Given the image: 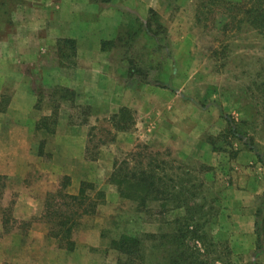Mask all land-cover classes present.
<instances>
[{"label":"rangeland","instance_id":"1","mask_svg":"<svg viewBox=\"0 0 264 264\" xmlns=\"http://www.w3.org/2000/svg\"><path fill=\"white\" fill-rule=\"evenodd\" d=\"M109 2L111 0H105V3ZM240 3L241 0H224L230 15ZM24 4L23 0H0V42L6 34V28L2 26L5 23L11 25L17 9ZM119 5L135 10L142 6L148 8L149 17L145 21L154 29L155 35L139 33L118 47L119 68L128 69L133 64L141 73L129 76L127 81V86L136 88L139 96L135 108L127 106L134 113L135 121L129 131L113 128L111 117L119 108L109 106L107 100H96V104L78 103L75 89V97L69 94L61 98L59 87H69L44 83L33 76L31 86L39 95V107L50 113V117L45 115L40 119L34 145L37 151L43 149L44 137L49 130H54L59 117L69 114L73 120H89L92 110L96 111L87 142L89 151L86 148L85 167L93 174L87 182L104 191L106 201L91 222L85 221L86 218L82 221L75 234L73 251L58 247L55 240L46 241L42 247H33V242L28 240L30 257L42 254L44 264H116L120 255L110 242L121 233L158 234L164 227V220L183 214L182 210L162 215L138 213L134 203L119 197L117 186L109 179L115 160H125L123 164L133 166L135 162L144 163L151 158L159 165L160 174L171 173L173 167L179 173L180 167L197 168L196 173L204 180L207 193L217 197L220 210L216 219H211L204 229L207 241L213 239L214 242L207 249L210 256L218 251L228 264H264V249L257 248L256 236L253 247L245 235L234 240L229 221L231 212L227 206L235 202L234 196L227 193L230 185L251 193L255 207L264 191V164L254 151L231 136L227 123L228 117L238 122L255 121L253 127L247 126V130L251 132L256 128V140L264 154L263 33L248 28L241 16L223 26L221 21L228 20L225 18L228 13L222 11L206 14L204 11L201 14L205 15H200L198 21L197 0H125ZM150 9H153L152 13ZM130 18L126 14L124 24H129ZM67 45L66 51L63 49V63H70L75 69L77 54L75 48ZM26 74L34 75L35 72L27 68ZM42 75L49 80V70L43 71ZM7 102V97H1L0 107ZM241 151H247L252 158L241 162L238 157ZM49 159L50 155L44 153L43 160ZM6 177V185L0 189V238L12 232L26 235L30 229L28 221L15 215L16 197L23 180ZM79 187L71 191L77 192ZM155 204L154 207L159 206V203ZM42 210L43 207L34 210L33 222L41 221ZM99 224L103 226L104 243L94 247L89 243L95 241ZM198 245L203 249L200 242ZM48 248L65 250L68 256L53 258L45 254ZM9 254L11 251L7 253L5 245H0V264H14L8 261L7 257H12Z\"/></svg>","mask_w":264,"mask_h":264},{"label":"crops","instance_id":"2","mask_svg":"<svg viewBox=\"0 0 264 264\" xmlns=\"http://www.w3.org/2000/svg\"><path fill=\"white\" fill-rule=\"evenodd\" d=\"M23 1L25 4L14 14V22L2 26L6 28V34L0 42V99L5 96L8 102L0 107V175L23 180L16 197L15 215L27 220L30 229L26 235L15 232L5 235L0 238V245H5L7 253L11 251L12 257L7 259L14 264H44L42 254L30 257L28 240L33 242V247H42L46 241L55 239L49 235L48 224L33 222L32 214L44 206L48 192L58 189L61 176H69L70 192L81 182L93 178L85 167V155L96 111L92 110L89 120H73L69 114L59 117L54 131L45 135L43 149L37 151L34 145L40 119L45 115L50 117V113L39 107V95L31 86L33 76L44 83H59L75 89L78 103L96 104V100L105 99L109 106L117 109L135 108L138 91L127 86L129 70L119 68L120 49L114 45L105 47L103 42L117 38L127 12L131 11L145 21L149 10L144 6L137 10L133 6H120L125 0L109 3L105 0ZM66 39L74 41L78 61L75 69L70 63H63L64 52L61 56L60 46L66 51L67 44L63 42ZM27 68L33 69L35 74H26ZM48 70L49 80H46L42 73ZM44 153L50 155L48 161L43 160ZM238 157L241 162L252 158L247 151H241ZM227 191L235 200L231 206L227 204L234 240L245 235L253 247L255 201L251 193L237 186L230 185ZM99 207L96 213L100 211ZM95 214L86 217L85 221L91 222ZM96 230L95 241L89 243L94 247L104 243L103 226L99 224ZM45 254L53 258L68 256L67 251L56 248H48Z\"/></svg>","mask_w":264,"mask_h":264},{"label":"trees","instance_id":"3","mask_svg":"<svg viewBox=\"0 0 264 264\" xmlns=\"http://www.w3.org/2000/svg\"><path fill=\"white\" fill-rule=\"evenodd\" d=\"M241 2L230 15V10L225 8L224 0H197V20L200 21V15L222 11L229 15L225 16L227 21L220 20L223 26L241 16V20L248 28L260 30L264 35V0ZM204 11L205 14H201ZM150 12L152 13L153 9H150ZM127 14L131 17L130 23L121 26L115 40L103 42L105 47L114 45L120 48L132 37L143 32L155 37L154 29L147 21L141 20L133 12ZM63 42L70 44L74 49L73 40L66 39ZM60 50L62 56V46ZM128 70L130 76L141 74L133 64L128 66ZM59 90L62 92L61 98H66L69 94L75 97L72 89L59 87ZM133 114L129 107H121L111 117L113 128L117 131H129L135 122ZM227 123L231 136L242 141L247 149L254 151L258 160L264 164V154L256 140L257 130L256 128L251 132L247 130V126L253 127L255 121L238 122L228 117ZM124 162L125 160L122 162L115 160L114 170L109 179L117 186L121 199H128L135 204L136 212L162 215L164 212L182 210L184 213L164 220L162 222L164 227L158 234L123 232L113 239L110 246L120 255L116 264H228V260L218 254V251L214 256H210L207 251L208 246L214 242L213 239L207 241L204 229L211 219L212 221L216 219L220 207L217 204V197L207 193L204 180L196 173L197 168L180 167L177 169L181 170L179 173L175 172L173 167L171 173L160 174L159 165L153 163L151 158L144 163L135 162L133 166L123 164ZM5 179L6 176L0 175V189L5 187ZM70 184L69 176L65 175L61 178L58 189L46 194L40 219L48 224L49 235L57 241L58 247L72 251L76 247L75 234L82 221L94 215L98 207L105 203L106 197L104 191L98 189L92 182H81L75 193L69 191ZM155 202L159 203L158 207H154ZM255 215L257 248L264 249V191ZM198 242L204 246V250Z\"/></svg>","mask_w":264,"mask_h":264}]
</instances>
